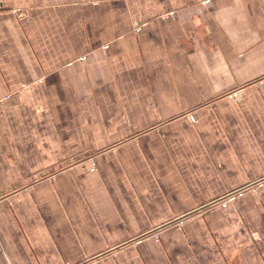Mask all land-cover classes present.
Masks as SVG:
<instances>
[{"label": "crops", "instance_id": "1", "mask_svg": "<svg viewBox=\"0 0 264 264\" xmlns=\"http://www.w3.org/2000/svg\"><path fill=\"white\" fill-rule=\"evenodd\" d=\"M0 264H264V0H0Z\"/></svg>", "mask_w": 264, "mask_h": 264}, {"label": "built area", "instance_id": "2", "mask_svg": "<svg viewBox=\"0 0 264 264\" xmlns=\"http://www.w3.org/2000/svg\"><path fill=\"white\" fill-rule=\"evenodd\" d=\"M83 60H85V58H84ZM196 123H198V121H196ZM95 168H96V163L94 162V163H93V171H95ZM153 238L156 239V240H159L160 237H159L158 234H155V235L153 236Z\"/></svg>", "mask_w": 264, "mask_h": 264}]
</instances>
